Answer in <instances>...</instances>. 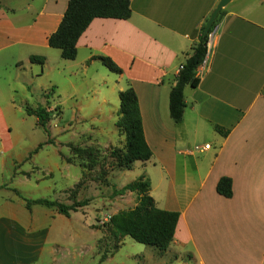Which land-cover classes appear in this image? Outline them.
<instances>
[{
    "label": "crops",
    "instance_id": "0c3cea01",
    "mask_svg": "<svg viewBox=\"0 0 264 264\" xmlns=\"http://www.w3.org/2000/svg\"><path fill=\"white\" fill-rule=\"evenodd\" d=\"M129 1L128 20L94 19L75 60L60 58L53 68L56 49L47 39L69 0H31L27 21L0 2V264H79L74 243L87 247L80 225L54 208L27 209L13 192L55 201L81 176L70 144H58L26 110L34 102L45 110L54 100L59 122L114 126L118 94L128 85L152 153L133 164L135 180L148 179L158 209L179 214L172 243L153 255L161 264L167 255H186L181 264H264V0H229L220 10L208 66L196 73L195 87L185 86L179 123L170 117L169 93L220 0ZM31 56L44 65L31 64ZM98 57L122 73L109 72ZM45 76L33 102L34 83ZM223 177L232 181L229 199L216 192Z\"/></svg>",
    "mask_w": 264,
    "mask_h": 264
},
{
    "label": "trees",
    "instance_id": "16d2710c",
    "mask_svg": "<svg viewBox=\"0 0 264 264\" xmlns=\"http://www.w3.org/2000/svg\"><path fill=\"white\" fill-rule=\"evenodd\" d=\"M132 14L129 0H69L61 22L48 39V46L60 52V58L73 61L77 55L76 43L87 29L89 24L97 18L128 20ZM214 27V24L211 28ZM206 36H201L199 43L193 48L191 55L178 72L175 84L169 93V114L175 123L182 120L185 104L183 90L189 85H197L196 69L205 56ZM102 65L111 73L121 74L122 71L109 58L98 57ZM31 64L43 66V57L31 56ZM119 110L115 123L117 129L125 137L124 149L115 156L118 168L130 170L135 162L148 161L152 153L145 142L141 123L138 100L131 86L118 94ZM28 115L38 118L39 125L46 129L44 121L46 113L43 108L26 110ZM221 134L222 129L215 127ZM13 192L25 202L27 209L33 205L54 208L59 214L68 216L82 205H64L47 199L29 200L22 197L16 190ZM132 192L137 195L135 207L121 211L110 220L111 233L115 240L128 237L136 243L155 249L163 254L173 241L179 214L160 210L150 196V183L144 176L124 186L119 194ZM218 195L229 199L232 197V181L229 178H220L216 185ZM85 205V204H84Z\"/></svg>",
    "mask_w": 264,
    "mask_h": 264
},
{
    "label": "rangeland",
    "instance_id": "374dc122",
    "mask_svg": "<svg viewBox=\"0 0 264 264\" xmlns=\"http://www.w3.org/2000/svg\"><path fill=\"white\" fill-rule=\"evenodd\" d=\"M0 2L9 6V9H13L25 21L34 15L33 9H26V5L31 0H1ZM53 52L55 57L50 58V68H53L56 62H63L58 51L53 50ZM48 78L49 76H45L35 81L33 102L37 101V95L40 96L47 85ZM80 91L84 94V87ZM37 106L38 104L34 102L33 110ZM45 106H57V110L60 111L58 102L54 100L46 103ZM45 113V128L55 133L54 138H58V144L62 146L70 144L72 161L81 170L80 180L73 186L72 192L66 197L55 200L67 206L82 205L75 213L71 212L65 216L67 221L80 225L78 233L86 234V248L81 249L78 246L79 241L74 243L78 263L161 264V259L153 255V248L136 243L128 237L115 240L111 233V218L121 211L135 207L137 203L135 193H118L120 189L135 180L138 171L136 168L128 171L116 165L115 156L118 151L124 149V135L115 125L107 124L104 127L92 119H82L78 123L76 120L68 119L59 122V116L52 117L46 111ZM27 122V125L34 129L37 127L33 118H28ZM54 210L58 213L56 209ZM158 255L162 256L160 253ZM185 257L186 255H167L163 257V260L164 264H181Z\"/></svg>",
    "mask_w": 264,
    "mask_h": 264
},
{
    "label": "built area",
    "instance_id": "2783aa9c",
    "mask_svg": "<svg viewBox=\"0 0 264 264\" xmlns=\"http://www.w3.org/2000/svg\"><path fill=\"white\" fill-rule=\"evenodd\" d=\"M214 34H215V28H213L212 30H210L207 34H206V43H205V56L201 62V64L198 66V68L196 69V73L198 75L202 74L203 71L206 70L208 63H209V58L212 52V47H213V40H214ZM183 69V64H181L179 66V71H181ZM48 94V92H47ZM57 107V106H56ZM56 107H46L45 111L52 117H56L58 116V110Z\"/></svg>",
    "mask_w": 264,
    "mask_h": 264
},
{
    "label": "water",
    "instance_id": "95a60500",
    "mask_svg": "<svg viewBox=\"0 0 264 264\" xmlns=\"http://www.w3.org/2000/svg\"><path fill=\"white\" fill-rule=\"evenodd\" d=\"M229 2V0H220L218 2V4L216 5L214 11L211 13L204 31H203V36H206V34L209 32V30L211 29V27L213 26V24L215 23V20L217 18L218 13L220 12V10Z\"/></svg>",
    "mask_w": 264,
    "mask_h": 264
}]
</instances>
